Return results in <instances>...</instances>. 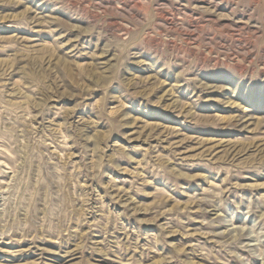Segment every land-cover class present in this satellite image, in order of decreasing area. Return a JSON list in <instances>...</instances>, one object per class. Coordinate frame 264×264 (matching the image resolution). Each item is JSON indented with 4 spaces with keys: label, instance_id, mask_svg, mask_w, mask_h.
<instances>
[{
    "label": "rangeland",
    "instance_id": "1",
    "mask_svg": "<svg viewBox=\"0 0 264 264\" xmlns=\"http://www.w3.org/2000/svg\"><path fill=\"white\" fill-rule=\"evenodd\" d=\"M0 264H264V0H0Z\"/></svg>",
    "mask_w": 264,
    "mask_h": 264
}]
</instances>
